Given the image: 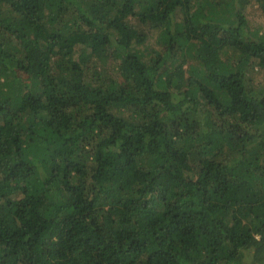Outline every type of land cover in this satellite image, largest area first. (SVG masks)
<instances>
[{
  "label": "trees",
  "instance_id": "1",
  "mask_svg": "<svg viewBox=\"0 0 264 264\" xmlns=\"http://www.w3.org/2000/svg\"><path fill=\"white\" fill-rule=\"evenodd\" d=\"M0 264H264V0H0Z\"/></svg>",
  "mask_w": 264,
  "mask_h": 264
},
{
  "label": "rangeland",
  "instance_id": "2",
  "mask_svg": "<svg viewBox=\"0 0 264 264\" xmlns=\"http://www.w3.org/2000/svg\"><path fill=\"white\" fill-rule=\"evenodd\" d=\"M254 7V6H253ZM257 68H254V70H256ZM254 77H260V75L255 71H253Z\"/></svg>",
  "mask_w": 264,
  "mask_h": 264
}]
</instances>
